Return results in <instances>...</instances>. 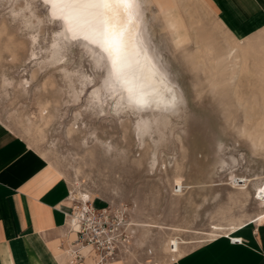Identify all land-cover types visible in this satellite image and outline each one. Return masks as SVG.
<instances>
[{"label":"rangeland","instance_id":"374dc122","mask_svg":"<svg viewBox=\"0 0 264 264\" xmlns=\"http://www.w3.org/2000/svg\"><path fill=\"white\" fill-rule=\"evenodd\" d=\"M171 1L178 34L140 0L176 105L122 113L93 46L65 41L40 0H0V128L61 174L72 207L85 194L122 221L117 257L131 264H168L219 238L202 235L213 227L264 217V45L232 40L201 0ZM233 43L246 55L225 59Z\"/></svg>","mask_w":264,"mask_h":264},{"label":"crops","instance_id":"0c3cea01","mask_svg":"<svg viewBox=\"0 0 264 264\" xmlns=\"http://www.w3.org/2000/svg\"><path fill=\"white\" fill-rule=\"evenodd\" d=\"M201 1L233 40L256 50L264 45V0ZM22 157L26 163L20 166ZM69 194L57 170L20 138L0 128V264H67L64 250L75 238ZM246 229L185 250L168 264H264V222ZM84 263L91 264L90 260ZM108 264L131 263L117 257Z\"/></svg>","mask_w":264,"mask_h":264},{"label":"snow or ice","instance_id":"6c2138e0","mask_svg":"<svg viewBox=\"0 0 264 264\" xmlns=\"http://www.w3.org/2000/svg\"><path fill=\"white\" fill-rule=\"evenodd\" d=\"M43 3L51 8L54 19L65 25L68 34L65 41L86 42L85 47L92 45L98 50L96 55L107 68L105 87L113 92L119 87L127 93L121 97L124 109L146 111L151 107L148 94L130 79L133 66L139 65L141 57L148 58L139 29L140 0H43ZM169 103H175V96ZM103 114L101 110L100 115ZM17 163L23 166L26 158Z\"/></svg>","mask_w":264,"mask_h":264},{"label":"bare ground","instance_id":"6f19581e","mask_svg":"<svg viewBox=\"0 0 264 264\" xmlns=\"http://www.w3.org/2000/svg\"><path fill=\"white\" fill-rule=\"evenodd\" d=\"M40 1L43 3V0H40ZM155 2H156V4H157L159 9H163L164 8L165 15L168 16L167 24L172 29V33L173 34L180 33L181 27H180V23H179V21H178V19L176 17V14H175V11H174L175 9L173 8L172 1L171 0H166V3H163L161 0H155ZM140 5H141V2H140ZM46 7L48 9V13H49L50 17L52 19H54L53 16H52L51 8L49 6H46ZM54 20H56V19H54ZM56 21H59V20H56ZM59 22L62 25L64 36L68 35L65 32V25L63 24V22L62 21H59ZM139 29H140V32H141V39H142L143 45H144V47L146 49V54H147L148 58L145 59V58L141 57L139 65H134L133 66V68L130 70V79L132 80L133 84L136 85L139 88V90L141 92H144V93L148 94L146 96V98L149 100L151 107L148 110L141 111V112H147V111H160V112H165V113L169 112L176 105V101L178 99L177 98V92H176V89H175L174 85L172 84V82L169 80V78L167 77L165 72L161 69L160 64L158 62V56H156V53H154L153 48L150 46V40L148 38L149 33H147V31H146L144 17H143L142 5L140 7ZM90 46H92V45H90ZM249 46H251V45H249ZM211 48L212 47H210V49ZM247 48L248 47H242V46H239L236 43H233V45H230L227 49H225V50H227V52L225 54L224 53L223 54L225 56V59L227 58L228 60L229 59L230 60H238L239 55H242V54L246 55ZM254 48H255V46H254ZM205 51H207V50H205ZM97 52H98V50L95 49V47L93 46V53L96 54ZM248 56H250V55H248ZM96 57L99 60V57L98 56H96ZM95 60H97V59L95 58ZM99 65L102 66V64H99ZM106 76H107V68H106ZM103 83L105 85V80H104ZM105 88L106 87H104V89ZM168 89H171V92H169ZM106 90L108 91V96L109 97L111 96L110 99L113 100V103L123 113L126 109H124L122 107V105L125 103V101L122 100L121 97H126L127 93L124 92L123 90H121L119 87H117L114 92L111 89H108V88H106ZM173 96H175V103L174 104H170L169 101L172 99ZM128 109H131V108H128ZM134 111L136 112L137 110H134ZM138 112H140V111H138ZM82 199H83L82 201L75 200V201H77V204L79 205L78 207L80 209L82 207L85 208L86 204L90 201V198L88 199V195H85V194L82 196ZM78 213H80V212H77V214ZM69 219H70V222H71L70 226L73 224V228L76 229V224L73 222L74 219L71 218V217ZM255 220H256V224H260V223H263L264 217L261 216L258 219L256 218ZM125 226L129 230L130 227H137L139 225L129 224L128 223ZM145 227H149V228L152 227V228H159V229L165 228V227L151 226V225H145ZM246 228H247L246 225L240 224L238 226H233V227L227 229V231H228L227 233L230 234L231 236H234L237 233H240V232H243V231L247 230ZM166 229H168V228H166ZM225 229H223L221 227H213L212 231L210 233H206V234L204 233L202 235H207L210 238L216 237V236H220V235H223V234L226 235L227 233H223V231H225ZM169 230H171V228ZM172 230L176 231L175 229H172ZM129 232H131V230H129ZM85 251L86 250H84V252ZM170 253L171 254L177 253L176 246H172ZM176 259H178V258L171 257L169 259V262L175 261Z\"/></svg>","mask_w":264,"mask_h":264},{"label":"built area","instance_id":"2783aa9c","mask_svg":"<svg viewBox=\"0 0 264 264\" xmlns=\"http://www.w3.org/2000/svg\"><path fill=\"white\" fill-rule=\"evenodd\" d=\"M69 217L74 219L76 229L73 224L70 226L75 238L64 250L67 264H85L86 260L91 264H108L116 259L121 237L119 232L123 228L117 216H110L105 209L97 211L88 202L85 208L72 207ZM230 242L242 243L241 240Z\"/></svg>","mask_w":264,"mask_h":264}]
</instances>
